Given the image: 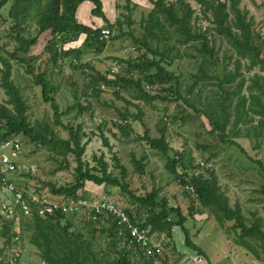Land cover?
<instances>
[{
    "label": "rangeland",
    "instance_id": "rangeland-1",
    "mask_svg": "<svg viewBox=\"0 0 264 264\" xmlns=\"http://www.w3.org/2000/svg\"><path fill=\"white\" fill-rule=\"evenodd\" d=\"M13 1L8 0L0 9V55L9 59L10 79L21 91L28 119L33 124L48 123L59 137L65 139L70 138L69 130L65 127L67 124L81 126V143L88 141L83 159L89 163V167L100 165L95 155L104 156L109 164L108 169L126 182L136 195L144 196L153 189H159L158 199L166 198L170 206L182 209L193 240L200 244L213 263L264 264V247L257 244L260 253L257 256L236 244L234 222L221 223L214 212L185 189L181 178L175 177L166 168V158L162 152L142 138L146 135L160 137L161 129L166 127L169 153L183 151L184 154L192 153L197 160L202 161L204 157L210 159L207 165L213 172L210 175L218 179L231 204L239 203L242 206L249 224L260 219L264 226V169L254 160L261 159L264 162V128L258 124L257 116L253 120L235 123V104L240 95L249 94L246 86L251 83L254 74L264 75V66L261 67L263 62H258L250 70L249 59L240 56L239 71L242 76L239 75L237 81L244 77L246 85L240 94L232 96L228 106L229 100H224L226 92L219 88L216 79L206 76L200 79L201 65L207 76L216 73L224 75L235 69L237 56L227 39L220 34H213L216 57L211 60L198 50V42L180 43V35L173 32V27L169 29L170 35L157 32L161 41H158V36H151V39L141 21L149 16L154 7L150 0H141V5L131 1L132 10L125 6L128 0H103L110 24L93 15V3L86 0L79 6L78 20L94 28L109 27L112 29L110 36L101 41L97 35L88 36L86 33L53 35L51 29L41 31L34 17L17 24L9 16ZM187 1L194 9L193 27L213 26L209 18L211 13L206 12L196 0ZM220 1L227 3L228 7L231 5V0ZM240 7L250 11L254 31L264 40V0H241ZM128 15L134 23L127 20ZM18 33L27 39L36 38V42L26 49L18 50L17 56L13 57L12 52L21 45ZM136 38L143 41L148 38L153 45L159 42L166 51V59L160 60L162 65L169 73L176 75L175 79L165 84L151 83L152 87H146L147 90L143 87L150 95H160L153 100L144 98L134 84H125L118 90L117 85L107 86L105 80L100 78L101 75L114 76L119 71L135 78L142 76L139 69L128 67L130 61L147 60L154 58V55L147 52L143 54L146 46L136 42ZM172 45L175 47L172 48ZM71 49L74 52L65 53ZM78 54L82 56L80 60L76 58ZM205 57L207 60L203 62ZM261 57L264 59V53ZM159 58L156 57L157 60ZM4 69L0 61V102L12 108L9 96L1 86ZM155 71V68L150 70ZM37 74L44 75L55 87L51 96L58 104V113L51 101L44 98L42 86L36 84ZM237 81L226 83L227 91H232ZM163 96L169 99L164 100ZM219 99H222L223 105L221 101L217 103ZM223 106H227L225 111ZM224 112L228 113L225 131L221 128L223 125L216 128L213 124L215 121L222 123ZM252 115L251 112L248 119ZM5 131L0 121V133ZM11 137H18L23 142V154L34 167L33 182L51 191L53 185L59 187L75 180L76 162L72 153L64 157L53 148L35 143L23 134ZM137 161L143 165L144 171L137 169ZM119 163L127 168L126 176ZM194 164L197 165L198 161ZM196 168L190 167L188 172L208 174L207 168ZM86 186L94 198L105 194L120 205L128 207L137 204L129 193L118 186L92 182ZM144 209L140 207L139 212ZM85 213L71 215L74 216L75 225L83 230L86 238L92 239L94 251L102 264H118L119 246H113L110 239L99 231L90 234L84 219ZM173 218L177 220L178 217ZM165 241V250L156 264H208L204 257H199L186 245L185 233L180 226H174L172 234L167 233L165 236ZM121 243L124 245V242ZM2 246L3 237L0 234V248ZM35 251L32 245L29 246L21 264H38ZM135 258L136 255H133Z\"/></svg>",
    "mask_w": 264,
    "mask_h": 264
},
{
    "label": "trees",
    "instance_id": "trees-1",
    "mask_svg": "<svg viewBox=\"0 0 264 264\" xmlns=\"http://www.w3.org/2000/svg\"><path fill=\"white\" fill-rule=\"evenodd\" d=\"M84 1L86 0H14L9 10V16L17 24H20L21 20L23 21L34 17L37 19L41 31L51 29L53 35L86 33L88 36L97 35L99 37L102 28H94L78 20L77 11L80 4ZM90 1L93 3V15L103 18L110 24L104 11L103 0ZM131 1L128 0L125 6L132 10L130 7ZM150 1L154 4V7L150 11L149 16L141 20L150 38L151 36H158V31L170 35L171 32L169 29L173 27V32L180 35V43L186 44L190 41L198 42L196 44L198 50L211 58V60L216 57L213 34H220L227 39L237 56L235 69L224 75L216 73L215 75L207 76L203 65H201L200 79H203L204 76L210 79H216V84H218L219 88L226 92L224 100H229L227 104L229 106L232 102V96L240 94L246 85L244 77L237 81L238 76H242V73L239 71L241 68L240 56L249 59L248 68L250 70L256 67L258 62H263L261 67L264 66V59L261 57L264 53V40L261 39L259 33L254 31L253 18L252 16L249 17L250 11L240 7L241 0H231L230 7H228L227 3L221 5L220 0H196L206 12L211 13L212 16L209 18L212 20L213 26L209 25L204 28H195L192 25L194 9L189 1ZM7 3L8 0H0V9ZM196 17L199 19V14ZM127 20L131 24L134 23L129 15ZM18 39L21 45L12 52L13 57L17 56L18 50L26 49L36 42V38L27 39L19 33ZM99 40L104 41L105 39L99 38ZM148 40V38L147 40L144 39V41L136 38V42L146 46L143 54L146 52L153 53L154 58H147V60L132 59L128 66L131 69H139L142 72V76L135 78L131 75H124L121 72L114 73V76L111 77L101 75L100 78L105 80L107 86L111 84L117 85L118 90H120L123 85L130 83L138 87L141 95L147 100L160 97V95H150L143 87L146 89V84H149L150 88L152 84H165L175 79L176 75L169 73L166 67L162 65L161 61L166 59V51L160 47L159 42L153 45ZM158 41H161L159 36ZM174 47L172 45V48ZM72 50L66 51L65 53H71ZM158 56L160 57L159 60L156 59ZM81 57L80 54L76 56L78 60ZM260 59L261 61H259ZM206 60L205 57L203 62ZM0 61L5 66L1 86L5 89L9 96L8 101L13 106L9 108L7 104L0 102V121L3 123L4 128H6L4 133H0V137L4 138L11 135L23 134L35 143L53 148L64 157H67L70 153L74 155V161L76 162L74 171L75 180L72 183L59 187L53 185L51 192L65 196H73L75 198L80 196L89 198L92 195L88 193L90 192V189L86 186L88 182L97 185L110 184L118 186L122 191L129 193L132 199L140 205L138 207L139 214L140 207L145 208L149 212L148 217L141 218L137 221L138 224L149 228L151 234H155L158 237L162 233L165 236H167V233L168 235L172 234L174 226H180L185 233L186 245L192 251L196 252L199 257H204L208 264H216L210 261L206 251L200 244L193 240L190 230L185 224L187 217L182 212V209L180 207L170 206L166 198L158 199L160 197L159 189H153V191L144 196L136 195L126 182H123L120 177L108 169L109 164L105 161L104 156L97 157L95 155L94 158L100 165L98 167H89V163L83 159L88 141L81 143L83 135L81 126L75 127L72 124H67L65 127L69 130L70 138L65 139L59 137L55 129L50 127L48 123L33 124L26 115V107L20 89L10 79L11 65L9 59L0 55ZM153 68L156 71L150 72ZM236 81V87L232 91H227L225 84ZM35 82L42 86L44 98L51 101L56 113H58V104L51 96V92L55 90V87L42 74L35 75ZM246 87L249 90V94L240 95L235 104V123L238 124L241 121L253 120L254 116H257L259 117L258 124L264 128V75L255 73L251 83ZM162 99L166 100L169 98L163 96ZM221 100L219 99L217 103ZM223 104L224 102L221 101V105ZM196 109L199 110L197 107ZM223 109L225 111L227 106H223ZM251 112L254 115L248 119V115ZM222 118V123L215 121L213 124L216 128L223 125L221 128L225 131L228 122V113L224 112ZM122 129L124 130L125 128L122 127ZM142 138L146 139L153 148L162 152L166 158V168L175 177L181 178L185 189L191 195L192 193L187 189V186L192 185L199 195L198 199L201 204L214 212L216 218L221 223L223 221L234 222L233 227L237 233L234 239L235 243L251 250L255 255L260 256L257 244L264 247V226L261 220L255 219L253 223L249 224L242 206L239 203L232 205L228 194L223 190L218 179L210 175L213 173L212 170L210 171L207 166H204L203 168H207L208 174L201 171L190 174L188 168L193 166L198 168L200 159L197 160L196 156L192 153L184 154L183 151H176V154H170L169 143L166 137V127L161 129L160 137L146 135ZM115 158L118 161V158ZM254 160L264 169V162L261 159ZM195 161H198L197 165L194 164ZM204 161L208 165L210 159L204 157ZM191 163L192 165H188ZM119 166L122 169L123 175L126 176L127 168L120 163ZM135 166L140 172L144 171L143 165L139 161L135 162ZM179 167L181 168L180 170ZM262 188L264 191V185ZM191 209L194 210L193 207ZM94 213V211L87 210L84 218L86 225L90 228V234L99 231L110 239L109 241L113 246H119L120 250L117 251L120 258L118 264H156L154 257L146 258L137 246H134L135 249L125 245L121 246V242L123 241L121 237H118L117 225L112 217L102 219L99 216L100 220L95 221L93 219ZM129 213L132 216V212L129 211ZM173 217L178 218L175 220ZM63 218H65V221L62 220ZM132 218L135 220L134 216ZM0 226V234L3 237V246L0 248V264H7L9 258V249L7 246L10 244L12 232L8 227V223H5V221H2ZM75 226L74 216H67L66 214H56L54 216L34 215L30 217L27 223V229L30 243L33 249L36 250L35 254L41 258H45L50 264H102V261L98 259L97 253L94 251L92 239L86 238L83 230ZM74 227L75 229H73ZM253 240L259 243H255ZM133 255H136L135 259H133Z\"/></svg>",
    "mask_w": 264,
    "mask_h": 264
},
{
    "label": "built area",
    "instance_id": "built-area-1",
    "mask_svg": "<svg viewBox=\"0 0 264 264\" xmlns=\"http://www.w3.org/2000/svg\"><path fill=\"white\" fill-rule=\"evenodd\" d=\"M111 33L110 28H102L99 38L104 40ZM145 86L150 88L149 84ZM9 137H0V217L2 221L8 223L12 232L10 244L7 246L9 249L7 264L24 262V256L31 246L27 229L30 217L34 215L54 216L56 214L80 215L87 210L95 212L93 215L95 221H99L100 217L102 219L112 217L117 225L118 237L122 238L125 246H137L146 258L154 257L158 262L157 259L163 255L165 250V235L162 233L158 237L151 234L149 228L138 224L139 219L149 216L146 209L140 211L139 214L138 203L127 207L123 204L120 205L105 194L96 198L92 196L75 198L42 188L33 182L34 167L23 154V142L18 137ZM199 163L198 168L207 166L204 160H200ZM187 189L191 191L193 197L199 198L192 185H188ZM129 211L132 212L135 220ZM138 216L140 217L136 218ZM62 220L65 221V218ZM38 264L50 263L45 258L38 256Z\"/></svg>",
    "mask_w": 264,
    "mask_h": 264
},
{
    "label": "crops",
    "instance_id": "crops-1",
    "mask_svg": "<svg viewBox=\"0 0 264 264\" xmlns=\"http://www.w3.org/2000/svg\"><path fill=\"white\" fill-rule=\"evenodd\" d=\"M132 2H135V3H133V4H135V5H137V4H140L141 5V0H135V1H133L132 0ZM142 4H143V2H142ZM134 6V5H133ZM78 11H79V8H78ZM77 11V12H78ZM86 19V18H85ZM174 229V228H173Z\"/></svg>",
    "mask_w": 264,
    "mask_h": 264
},
{
    "label": "water",
    "instance_id": "water-1",
    "mask_svg": "<svg viewBox=\"0 0 264 264\" xmlns=\"http://www.w3.org/2000/svg\"><path fill=\"white\" fill-rule=\"evenodd\" d=\"M220 4H221V5H223V2H222V1H220Z\"/></svg>",
    "mask_w": 264,
    "mask_h": 264
}]
</instances>
